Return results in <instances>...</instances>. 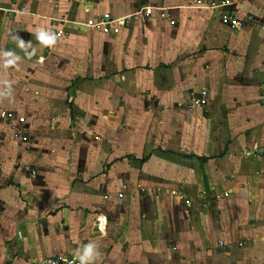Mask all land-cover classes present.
<instances>
[{"label": "crops", "instance_id": "0c3cea01", "mask_svg": "<svg viewBox=\"0 0 264 264\" xmlns=\"http://www.w3.org/2000/svg\"><path fill=\"white\" fill-rule=\"evenodd\" d=\"M205 1L0 0V264H264V0Z\"/></svg>", "mask_w": 264, "mask_h": 264}, {"label": "built area", "instance_id": "2783aa9c", "mask_svg": "<svg viewBox=\"0 0 264 264\" xmlns=\"http://www.w3.org/2000/svg\"><path fill=\"white\" fill-rule=\"evenodd\" d=\"M206 4L213 6V7H227L229 5L232 4V0H207L205 1ZM152 14V10L151 9H146L145 10V15H151ZM162 18H167L168 16L165 15H161ZM135 18V16H134ZM138 18V17H136ZM223 21L226 24H230L232 28H236L238 26H240V22L237 21L235 18H231L230 15L225 14L223 16ZM129 23V19H122V20H113L110 15L108 13H104L102 14L98 19L94 20V19H89L87 21V25L92 27V28H96L98 30H100L103 34H118L121 32L122 28L127 26V24ZM175 23L174 20H170V24L173 25ZM55 35H62L63 34V30L58 29L57 31H55L54 33ZM261 101L264 104V95L261 96ZM5 117L9 120H12L15 118V120L17 121V123L20 126H23L25 123V117L24 116H15V114L13 112H7L6 114H4ZM18 136L21 140L25 141L28 139V132L27 130L23 129L22 127H20L18 129ZM118 197L122 198L123 197V192L119 191L118 192ZM79 259L78 258H62V257H49L47 259H45L42 262H30L28 264H79Z\"/></svg>", "mask_w": 264, "mask_h": 264}, {"label": "clouds", "instance_id": "9594fccd", "mask_svg": "<svg viewBox=\"0 0 264 264\" xmlns=\"http://www.w3.org/2000/svg\"><path fill=\"white\" fill-rule=\"evenodd\" d=\"M41 35L43 36V33ZM87 251H88V254L93 253V246L92 245H89Z\"/></svg>", "mask_w": 264, "mask_h": 264}]
</instances>
